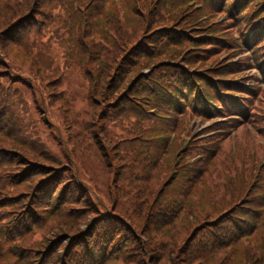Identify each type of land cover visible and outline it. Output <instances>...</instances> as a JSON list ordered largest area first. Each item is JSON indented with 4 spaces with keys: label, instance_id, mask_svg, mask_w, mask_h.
<instances>
[{
    "label": "trees",
    "instance_id": "obj_1",
    "mask_svg": "<svg viewBox=\"0 0 264 264\" xmlns=\"http://www.w3.org/2000/svg\"><path fill=\"white\" fill-rule=\"evenodd\" d=\"M37 2L42 7V18ZM114 2L120 0H0L1 22L8 19L11 8L14 16L18 15L6 27L0 28V93L3 97L0 100V264L172 263L153 239H168L181 218L174 212L188 204L185 195L192 188L193 192L199 188L202 191L197 207L200 210L196 209V213L205 217L199 228L205 223L209 232L214 228H226L237 237L230 240L229 235L211 232L208 245L198 234L192 235L182 243L180 264H202L205 255L213 256L216 249L219 256L220 246L231 245L232 264L252 263L251 253L259 257L264 248V228L257 224L256 229L249 226L255 242L243 244L241 239L248 230L242 228L251 221L239 217L238 209L233 208L208 217L206 211L214 208L208 207L210 187L207 191L205 187L209 185L208 181L215 182L210 175L218 172L217 166L228 169L236 158L240 162L234 171L243 177L239 186L242 184L245 189L253 180V203L264 207V166L257 167L254 160L247 166L246 158L231 155L229 140L234 133L236 142L240 136L247 141L251 132L264 140V88L259 86L264 84V0H163L166 8L160 18L151 23L147 35L144 23L135 16L137 14L127 13V19L129 16L135 19L133 26L128 25L130 21L123 23L125 15ZM188 3L198 7L185 15L188 20H183L184 15H174L176 7ZM136 7L135 0L133 9ZM154 13L157 16L160 11ZM221 17H224L223 21H220ZM120 22L132 30L130 41L120 38L118 30L114 31ZM83 24L86 26L84 34L81 31ZM160 24H164L163 27H153ZM96 37L101 43L117 45L120 42L119 50L125 54L121 58L114 57L118 63L115 61L106 69L102 67L106 78L100 74L96 50L88 62L89 68L85 60L79 69L82 74L87 73L86 78L93 76L96 79L91 81V88L98 99L92 104L95 107L94 129L90 128L88 136L80 141V137L76 138L81 132L80 124L77 120L72 121L66 109L58 115L62 105L56 106L58 102L53 89L42 86L44 80L52 77L53 71L47 69V64L44 67L36 54L48 56V64L58 67L62 58L60 48L70 47L73 42V55L87 54L90 51L85 39L93 43ZM21 39L35 45L37 53L33 57L21 50ZM7 40L21 59L35 63L32 71L38 67L36 73L29 72L31 67L26 69L13 64L12 57L5 58L2 50L6 48L9 52L4 45ZM244 52L248 56H242ZM225 57L230 58L221 64ZM252 67L257 69L261 82L255 76L251 78L253 81L245 77V72ZM144 69L148 74L142 72ZM89 86L85 85L86 94ZM81 97L83 100L84 96ZM76 98L81 101L80 96ZM130 102L140 108L138 113L143 119L133 116L134 119H125L122 123L135 130L137 136H121L115 141L108 129L111 123H120V116L128 109H134ZM6 103L15 104L19 107L18 112L12 110L10 117L4 116L2 111L6 109ZM33 108L44 116L46 109H51L60 119L66 138L55 139L64 158L52 159L46 149L52 138L41 139L28 132L29 136L23 139L27 149L2 137L4 128L21 123L16 120L18 113L29 117ZM147 109L159 111L160 123L172 125L170 130L151 128L149 122L152 120L147 118L150 110ZM231 114L238 120L211 125L197 135H190L188 124L193 118L205 126L212 117L225 118ZM108 119L111 120L107 123ZM134 120L137 126H134ZM46 123L43 125L53 127L51 120ZM156 132L165 137L174 134L173 141L177 144L185 141L189 144L181 155L175 154L178 147H148L151 153H142L146 161L139 165L148 181L144 183L145 179H142L139 183L141 176H136L133 169L138 157L130 155L142 148L137 143L159 141L150 136ZM164 156L168 158L164 170L172 176L166 183L161 177L159 186L157 166ZM128 157L132 158V164L128 163ZM88 161L103 165L109 176L106 195L86 174ZM121 209L126 210L125 213ZM85 213L89 214L82 228L71 218ZM184 213L192 214L190 209ZM184 218L179 220V226L187 221ZM231 218L237 222L232 223ZM189 225L184 226L187 231ZM202 229L204 227L199 230Z\"/></svg>",
    "mask_w": 264,
    "mask_h": 264
},
{
    "label": "rangeland",
    "instance_id": "obj_2",
    "mask_svg": "<svg viewBox=\"0 0 264 264\" xmlns=\"http://www.w3.org/2000/svg\"><path fill=\"white\" fill-rule=\"evenodd\" d=\"M134 1L135 0H120L119 3L114 2V5L119 7L120 10H122V12L124 13L123 16L125 15V18L122 19V22L128 23L130 21V23H128L129 26H133V23H135V19L132 20L133 19L132 16H129V19H127V15H128L127 13L130 12V13L137 14L135 16L140 18L142 20V22L144 23L145 34L147 35L148 31L151 29V23L154 22L155 18L156 19H157V17L160 18V15H162V11L166 7L164 5L163 0H136L137 1V7L135 9H133V2ZM36 6L39 7V9L41 11L40 16L42 18L44 16V14L42 13V9H41L42 7L40 6V3L37 2ZM146 6H148V9H144ZM195 7H196L195 4H189L188 3V4H185L181 7H176L173 13L175 16L176 15H181V16L184 15L183 20H188L187 19L188 17H186L185 15L192 12ZM150 9H152V11H151V14L148 15L147 13H148V10H150ZM155 11H160L159 15L156 16L154 13ZM9 12H10V14L8 16V19H6L2 22L0 21V28L2 26L6 27L7 24L14 21L16 19V17H18V15L14 16V14H13L14 12H13L12 8ZM123 23L121 24V22H120L117 25L116 30H114V31L117 32V30H118V33L120 34V38H124L126 41H130V38L132 37V30L127 29ZM163 25L164 24H160L158 26H153V27L155 29H158V28L163 27ZM85 27H86L85 24H83V27L81 29L82 34H84V32H85ZM110 39H112V37ZM85 42H86V45L89 47L90 53L83 54V55H78V54L73 55L72 54V47L74 45L73 42H72V46H70V47L66 45L63 48H60L61 51H59V52L61 53L62 58H60L61 65L58 67L57 66L54 67L53 65L50 66L48 64V56H43L42 53L36 54V57L42 59L41 63H43L44 67L47 64V69L49 71L50 70L53 71L51 73L52 77L48 80H44V83H43L44 85H42V86L46 87V89H48V90L53 89V91H52L54 93L53 96L57 98L55 101L58 102V104L56 106L59 108L62 105V109L59 110L58 115H60V113L63 114L62 110L66 109L69 112V115L72 116V121L77 120V122L80 124V126H78V129L81 130V132L79 134L80 136L78 134H76V138L78 139L80 137V141H82L81 138L88 136V134H89L88 130L90 128L94 129L92 127V124L95 122V120L93 119V117L95 115V107L92 104L95 101H98V99L95 98L96 94L94 93V90L91 88V81L94 80V82H95L96 79L93 76L91 78H86L87 73L85 72L84 74H82L79 71V69L81 68V66H83L85 60H87L86 66L89 68L88 62L93 59L92 52L96 50V52L98 53L99 58H100V64H99L97 59H94V60L99 64L100 70H102V72H100V74L103 73L102 75L106 78V75L104 74L105 70L103 68L110 67L111 64L112 63L114 64L115 61L118 63V59H114V57L116 56L117 58H121L125 54L124 52L119 50L120 42H117V45L101 43V40L98 37H96L94 39L93 43L87 41L86 39H85ZM4 45H6V47L9 49V52H8V50H6V48L4 50H2V53L4 56H6L5 57L6 59L12 57L13 64H15V65L20 64L19 66L24 67L26 69L31 67L30 68L31 71L29 70V72H32V73L37 72V70H38L37 65H35V67H37V70L32 71V66L35 63H32L25 58L21 59L18 56L19 55L18 51L12 47V45L10 44V41L7 40V43H4ZM19 46L21 47V50L26 52V55H31V57L34 56V53H37L35 45L29 40L25 41V39H21ZM103 46L105 47L104 51L102 50ZM10 47H12L13 49H11ZM188 53L189 52H187V54ZM229 58L230 57H227V58L225 57L222 62L226 63ZM222 62H220V63L222 64ZM118 65H120V64H118ZM76 69L78 70V77L76 76ZM142 72L144 74H148V71L146 69H144ZM93 73L95 75V72H93ZM250 74H252V73L250 72ZM250 74H248V75H250ZM115 77L116 76H113V78H115ZM131 77H133V76H131ZM53 79H55V80H53ZM99 80L101 81L102 77H100ZM106 81H107V79H106ZM94 82L92 84H94ZM89 84H90V86H89L90 90L88 89L87 94H86V92H85L87 90L86 87ZM85 85H86V87H85ZM114 90L115 89H110V91H114ZM84 92H85V94H84ZM71 94H72V98L70 99ZM118 94L119 93H117L115 95H118ZM33 95L35 96V94H33ZM81 95L84 96L83 100H82L83 97H81ZM109 95H112V94L109 93ZM77 96H80L82 102L79 101L78 98H76ZM36 98H37V96H36ZM2 99H3V97H2V94L0 93V100L2 101ZM6 105H7L6 109L4 111H2L4 116L10 117L11 116L10 113L12 112V110L18 112L19 107H17L15 104L11 103L9 105L8 103H6ZM129 105L132 108H134L135 110L134 109H128L127 110L128 112H126L124 116H120L121 122L118 123L117 125H114L113 123H111V126L108 129L110 136L112 134L111 137L115 138V141L120 139L121 136L129 138V137H131V135H136L134 132L135 130H131L130 126L122 123L123 120H125V119L129 120L130 118H133V116L136 117L137 119H140V120L143 119V117L138 113V110H140V108L136 104H132V102H130ZM14 108L16 110H14ZM37 108L39 110L42 109V107L41 108L37 107ZM147 110H150L147 113V118L152 120V122H149V123H151V125H150L151 128H155V129L159 128L161 131H169L170 130V127L172 125H169V124L168 125H162L160 123V121H162V120L160 118L161 116L160 117L158 116V114L160 113L159 111H156L153 109H147ZM46 111H47L46 116H44L42 113L40 114V112H37L36 109H34V108L31 109V111H30L31 114L29 117L27 115H24V114L21 115V113H18L16 120L21 121V123L19 122V125H18L16 122L15 125H13V128L12 127L4 128L2 130L1 135L5 139H8L10 141H15V143L17 144V147L27 148V149H29V147H27V145L23 139L26 138L27 136H29L28 132L34 133L33 136H39L41 139H45L46 137H49L50 139L52 138V140L47 144L46 149L48 150L49 153L52 154L51 155L52 159L57 161L58 159H60V157L61 158H64V157L60 152L59 143H58V141H56L55 138H62L63 140H65L66 134L64 132L65 130L63 131V129L61 127L60 119L57 118V115L51 109H49V111H48V109H46ZM19 112H20V110H19ZM41 117H42V119H41ZM45 117L47 118L46 121H48V122H49V120L52 121L53 127L51 129L49 127H46L45 125H43V123L47 124L46 121L44 120ZM61 118L63 119L62 116H61ZM40 119H41V121H40ZM110 120L111 119H108L107 123L110 122ZM133 123H134V126H137V124L135 123V120ZM144 123H146V122H144ZM98 124H99V122H98ZM175 126L177 127L178 124H175ZM207 126H208L207 124L204 126V124H202L199 119H198V125L196 123L188 124V128L190 130V135L192 136V135H197V134L201 133L202 130L204 128H206ZM248 130H250V129H248ZM172 135L174 136V134H170L169 137H165L164 135H161L160 133L156 132V133L150 134V136H154V138L159 139V141L153 140V141L145 142V143H142V142L137 143V145L140 144L138 147H142V148H138L137 151L130 156L133 157V155L136 154V157H138V159H139V162H138V159L135 160L134 167H133V169L135 171V175L141 176V180H139V183L140 182L142 183L143 182L142 179H145L144 176H146V174H143V172L139 169V165H140V163H143L146 161L145 155H143L142 153H147V154L151 153L149 151L148 147H150V148L151 147H161V146L162 147H178L175 151V154L179 153L181 155V154L185 153L186 147L189 144V142L185 141L181 145L177 144V142L175 140L173 141ZM231 137L233 139V136H231ZM248 137H249V140H247V141L243 140L242 136H240V139L239 140L237 139V142H236V140L233 142H230L231 155H234L236 157L239 156L238 158H241V159L246 158L247 166L250 165L252 160H254L256 162L257 167L261 168L264 166V140H263V138L262 139L259 138L258 135H255L254 132H251V134L249 133ZM2 147H7V146L3 145ZM232 147H235V148L232 149ZM123 149L127 150V148H123ZM32 152L35 154L34 147L32 148ZM124 155H127V154H124ZM140 157H142V160H140ZM74 158L78 159V157H74ZM128 159H129L128 163L132 164V162H131L132 158L128 157ZM166 160H168L167 156L161 157V160L157 166V169L160 172L159 177H158L159 186L162 183V180H160L161 177H162V179L163 178L165 179L164 183H166L168 180L171 179L170 177L172 176L171 173H166V171L164 170V162ZM239 162H240V160H236V158H233V162L231 165H228V169H227V167L219 168V166H217L218 172L216 171L215 174L210 175V176H213V179H215V182H210V181H208L207 178H205V181H208V183H209V185H207L205 187L206 191L210 187V189L208 190V196H209L208 207L214 208L212 211L207 210L206 212H207L208 217H212L218 211H221V210L224 211V210L231 209V208H233L234 210L238 209L237 212H238L239 217H242L244 219L246 218V219H249L251 221L249 225H245L242 228L244 230H248V234L245 235L241 239V240H243L242 243L245 245H248V244L253 245L255 240H254V237L250 236L253 233L252 234L250 233V229H252V228H250L249 226H252V227H254V229H256V224H257V226L259 228H264V207H262V205L260 203H259V206H255V204L253 203L254 202L253 198L255 196L252 193V190L255 186V182L253 180H251L248 183V186L245 189H244V185L242 186V184H240V186H239V182L240 183L242 182L243 177L241 176L240 172H237L236 170L234 171V169L237 167ZM102 166L103 165H99L95 161H88L85 164V168H86L85 171L89 177H92L93 182H94L95 186L98 188V190L103 192V194L106 195L107 194V186L109 185L108 182H109L110 178L107 175V173L104 171V168ZM129 166H131V165H129ZM222 171L224 174L221 173ZM172 173L175 174V172H172ZM253 177L254 176L252 175L251 179H253ZM146 181H148V178H146L144 180V183ZM241 187H242V189L239 190ZM193 190L194 189L192 188V190H190L185 195V200H188V204L184 208H182L181 210H179V208H178V209H176V212H174L176 215H178V218L185 217L187 221L182 223L179 226L178 224H179V220L181 219L180 218L175 223V225L173 226L171 232L169 233L168 239H161L160 237L159 238L157 237V239H153V241L156 243L157 246L162 247V249L165 251V253L167 255V259L170 258L171 259L170 261L173 264H180V261H182V254L180 252L182 243H184L186 241V238H188L192 235L198 234L197 236L199 237V239L205 243L207 242L208 245L210 243V236H211L210 233L211 232H215L217 234L224 233L226 235H229L230 237H232V238H230V240H233L235 237H237L234 234V232H231L229 229H226V228H214L213 230L211 229V231L209 232L207 229V226H205L206 225L205 223L200 227V228L204 227V229L199 230L200 229L199 224L203 220L202 218L205 217L204 215L202 216V214L196 213V209L200 210V208H197V207H198V200L200 197L199 193H201L202 191L200 188L198 189L197 192H193ZM240 191H242V192L239 193ZM236 193H237V195H236ZM213 205H215V206H213ZM187 209H190L192 214L186 215L184 213V211H187ZM253 209H255L254 211H256V209H257V211H258V209H260V211L254 212ZM117 210H119V208L116 209V211ZM125 211L126 210L121 209L122 213H125ZM87 214H89V213H85L83 215H80V216L76 217V219H74V218H71V219L74 222L76 221V224L81 225L80 227L83 228L84 226L82 223L85 220H87V217H88ZM231 219H233V218H231ZM231 222L236 223L237 221L233 219ZM187 224H190L189 225L190 228L188 229V231H187V229L184 228V226ZM241 232H243V231L241 230ZM263 241H264V239H263ZM262 245L264 246V244H262ZM107 247H109V246L107 245L106 249H107ZM231 252H232V245L231 246H220V255L219 256H218V250L215 249L213 256L205 255L201 263L202 264H212V263L213 264H221V263L226 264L227 262L230 261L229 264H232ZM250 262H252L250 264H264V248L260 252L259 257L256 254L251 253ZM172 263L167 262V264H172Z\"/></svg>",
    "mask_w": 264,
    "mask_h": 264
}]
</instances>
